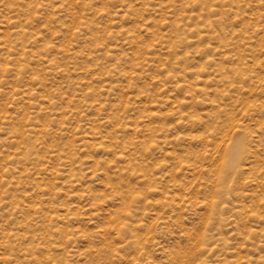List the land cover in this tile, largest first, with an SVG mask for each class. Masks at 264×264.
Segmentation results:
<instances>
[{"label": "rangeland", "instance_id": "obj_1", "mask_svg": "<svg viewBox=\"0 0 264 264\" xmlns=\"http://www.w3.org/2000/svg\"><path fill=\"white\" fill-rule=\"evenodd\" d=\"M0 264H264V0H0Z\"/></svg>", "mask_w": 264, "mask_h": 264}, {"label": "bare ground", "instance_id": "obj_2", "mask_svg": "<svg viewBox=\"0 0 264 264\" xmlns=\"http://www.w3.org/2000/svg\"><path fill=\"white\" fill-rule=\"evenodd\" d=\"M238 155L239 150L235 146L230 147L226 152V162L224 165L226 174L227 172H231L237 168L238 164H236V161L239 158Z\"/></svg>", "mask_w": 264, "mask_h": 264}]
</instances>
